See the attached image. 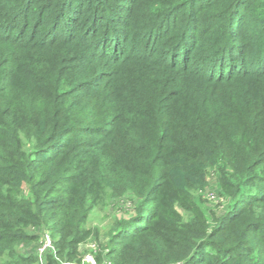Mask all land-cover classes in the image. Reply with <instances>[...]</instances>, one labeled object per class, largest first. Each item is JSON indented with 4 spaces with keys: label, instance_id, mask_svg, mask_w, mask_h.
Segmentation results:
<instances>
[{
    "label": "trees",
    "instance_id": "16d2710c",
    "mask_svg": "<svg viewBox=\"0 0 264 264\" xmlns=\"http://www.w3.org/2000/svg\"><path fill=\"white\" fill-rule=\"evenodd\" d=\"M124 196L97 264H264V0H0V264Z\"/></svg>",
    "mask_w": 264,
    "mask_h": 264
},
{
    "label": "rangeland",
    "instance_id": "374dc122",
    "mask_svg": "<svg viewBox=\"0 0 264 264\" xmlns=\"http://www.w3.org/2000/svg\"><path fill=\"white\" fill-rule=\"evenodd\" d=\"M206 174L207 185L203 189L192 191L191 195L194 197L195 202L202 201V203H198L204 210L207 221L212 222L213 213L216 216L221 214L227 208V203L219 195L217 174L212 169H208ZM128 205H130V202L126 196L116 199V201L113 199L109 202L102 200L94 204L86 222V226L92 234L87 241L80 245L81 256L89 252L96 257L98 253H101L100 251L109 244V231L115 225L116 219L127 209ZM176 208L183 216V219L187 220L190 216L189 212L182 210L179 205H176ZM32 231L37 232L40 230L39 228H36V230L32 228ZM106 251L107 249L104 252Z\"/></svg>",
    "mask_w": 264,
    "mask_h": 264
},
{
    "label": "built area",
    "instance_id": "2783aa9c",
    "mask_svg": "<svg viewBox=\"0 0 264 264\" xmlns=\"http://www.w3.org/2000/svg\"><path fill=\"white\" fill-rule=\"evenodd\" d=\"M47 252L54 253L52 238L48 232L41 231L39 233V239L36 245V254L38 256V264L44 263L45 255ZM81 264H97V262L93 254L88 252V253H84L81 256ZM104 264H109V262L105 260Z\"/></svg>",
    "mask_w": 264,
    "mask_h": 264
}]
</instances>
